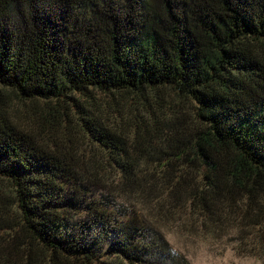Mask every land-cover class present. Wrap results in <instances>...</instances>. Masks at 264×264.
Returning <instances> with one entry per match:
<instances>
[{"label":"trees","instance_id":"1","mask_svg":"<svg viewBox=\"0 0 264 264\" xmlns=\"http://www.w3.org/2000/svg\"><path fill=\"white\" fill-rule=\"evenodd\" d=\"M161 90L191 108L190 131H162ZM101 95H133L151 117L131 132L109 125ZM13 100L41 105L50 135L14 124ZM109 173L111 194L144 196L149 212L185 206L262 251L264 0H0L1 254L175 262L141 212L95 199Z\"/></svg>","mask_w":264,"mask_h":264},{"label":"rangeland","instance_id":"2","mask_svg":"<svg viewBox=\"0 0 264 264\" xmlns=\"http://www.w3.org/2000/svg\"><path fill=\"white\" fill-rule=\"evenodd\" d=\"M157 94L166 99V102L163 103V114H159L162 131L167 132L170 127L181 130L186 127L185 131H190L189 125L192 124L191 121L194 117L191 108L180 102L168 90H161ZM150 99H152L151 102H155V95L151 96ZM98 101L101 103V117L109 125L119 122L121 126L124 125L127 132H131L133 124L141 127L151 117L141 111V105L137 104L133 95L126 97L115 95L114 98L101 95ZM9 116L14 124L33 133L40 141L44 139V135H50L51 120L41 105L35 106L28 101L13 100L9 108ZM147 128L152 129L150 125ZM151 131L153 134L151 138H156L158 133L154 130ZM102 179L95 181L96 184L92 187V194L95 195V199L100 198L105 201V197L110 198L114 203V209L119 205L121 208L139 211L148 218L161 231L169 248L174 253L175 262L167 264H264V247L261 248L262 251L259 254H256L260 248L258 247L259 244L257 242L248 243L247 240L245 242L235 240L231 228L220 233V235H215L214 232L210 231L211 229L195 222L194 217L189 215L185 206L170 205L169 208L161 207V209L154 207L152 212H149L148 205L151 204L147 203L144 196H127L118 189V196L109 192V184L114 182L113 173H109L107 177ZM6 190V186L2 188L3 194ZM152 203L154 206L157 205L154 201ZM243 250H248L251 253H245ZM1 260L2 264L26 263L24 255L14 259L1 254L0 251V264Z\"/></svg>","mask_w":264,"mask_h":264}]
</instances>
